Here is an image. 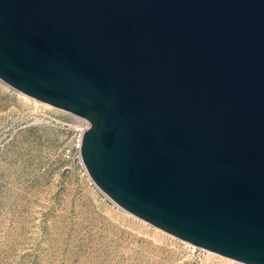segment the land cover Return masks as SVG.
Masks as SVG:
<instances>
[{"label":"water","instance_id":"water-1","mask_svg":"<svg viewBox=\"0 0 264 264\" xmlns=\"http://www.w3.org/2000/svg\"><path fill=\"white\" fill-rule=\"evenodd\" d=\"M0 81L87 119L119 208L264 264V0H0Z\"/></svg>","mask_w":264,"mask_h":264},{"label":"rangeland","instance_id":"rangeland-1","mask_svg":"<svg viewBox=\"0 0 264 264\" xmlns=\"http://www.w3.org/2000/svg\"><path fill=\"white\" fill-rule=\"evenodd\" d=\"M70 120L0 81V264H243L119 208L80 164Z\"/></svg>","mask_w":264,"mask_h":264},{"label":"built area","instance_id":"built-area-1","mask_svg":"<svg viewBox=\"0 0 264 264\" xmlns=\"http://www.w3.org/2000/svg\"><path fill=\"white\" fill-rule=\"evenodd\" d=\"M68 114L71 117V120H70L71 126L74 128V131H75V133H74V141H75L74 148L78 153V159H79V162L81 164L78 151H79V147L81 144L83 132L88 128L89 123H88L87 119L82 117V116H78V115H74V114H70V113H68Z\"/></svg>","mask_w":264,"mask_h":264},{"label":"bare ground","instance_id":"bare-ground-1","mask_svg":"<svg viewBox=\"0 0 264 264\" xmlns=\"http://www.w3.org/2000/svg\"><path fill=\"white\" fill-rule=\"evenodd\" d=\"M42 103V102H41ZM45 104V103H44Z\"/></svg>","mask_w":264,"mask_h":264}]
</instances>
